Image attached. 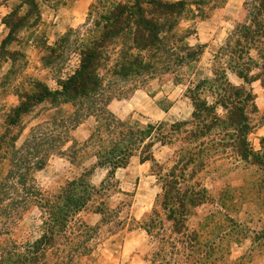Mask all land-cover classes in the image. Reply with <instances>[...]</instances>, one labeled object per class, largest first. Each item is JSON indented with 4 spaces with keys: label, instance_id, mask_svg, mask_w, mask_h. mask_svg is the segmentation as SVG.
<instances>
[{
    "label": "trees",
    "instance_id": "1",
    "mask_svg": "<svg viewBox=\"0 0 264 264\" xmlns=\"http://www.w3.org/2000/svg\"><path fill=\"white\" fill-rule=\"evenodd\" d=\"M19 1L18 8L2 20L8 34L0 44V51L17 42V34L25 27L36 25L29 22L39 15L37 0ZM205 4V1L192 3L202 18L208 16L199 9ZM95 6H91V11L97 12L93 28L87 41L76 49L78 67L57 81L56 90L34 82L31 93L19 95V105L6 116L7 125L18 129V133L11 135L8 129L0 136V173L1 168H7L0 178V264H48L49 257L58 259L56 264H71L75 257L90 252L87 243L93 239V231L77 220L78 215L91 209L105 225L113 222L117 211L111 209L108 198L117 188L115 172L126 167L132 157H138L141 163L154 161V147L170 145L176 136L184 137L186 147L180 150L177 165L159 177L162 214L171 223V235L184 240L174 239L170 243V255L177 254L178 243L184 246L185 264H204L207 253L200 254L199 236L187 225L186 216L188 207L204 203L207 194L196 184L188 185L184 173L189 166L202 167L205 156L226 147L242 161L248 163L252 159L253 165L263 166L259 161L264 158L262 151H254L248 139L255 128L251 116L257 113V107L255 96L245 85L259 82L264 90V0L245 2L246 21L235 26L225 46L218 51L212 79L201 77L194 67L204 46L192 47L187 43L190 32L184 35L176 32L187 13L185 2L126 0ZM23 7L27 10L20 15ZM71 33H66L55 47L46 48L48 54L42 58L45 65L57 68L65 59ZM9 56L12 58L15 53ZM228 72L242 84H232ZM173 74V82L186 87L185 94L191 101L193 112L189 121L169 126L143 125L122 121L109 110L110 102L124 94L117 83L131 82L136 86ZM65 105L72 107L66 118L51 117L37 124L17 146L24 117L41 106L58 110ZM87 119H92L94 125L88 138L79 145L69 137V132ZM214 130L222 134L208 138ZM69 142L72 144L65 151ZM193 143L196 145L191 147ZM68 151L73 156L71 160L84 154L91 155L94 163L79 178L68 181L58 194L48 196L37 185L34 174L45 167L49 156H62ZM96 169L104 170L106 175L98 186H93L89 180ZM33 207L40 212L43 231L33 241L18 243L12 238L13 228ZM160 217V213L153 212L143 229L164 242L159 234L164 232ZM153 260L155 264H171L164 262L160 253Z\"/></svg>",
    "mask_w": 264,
    "mask_h": 264
},
{
    "label": "rangeland",
    "instance_id": "2",
    "mask_svg": "<svg viewBox=\"0 0 264 264\" xmlns=\"http://www.w3.org/2000/svg\"><path fill=\"white\" fill-rule=\"evenodd\" d=\"M125 1L37 0L39 15L37 18L33 16L29 22H36V25L25 27L17 34V42L0 51V136L8 129L11 135L18 133V129L7 125L6 116L19 105V95L31 93L36 81L56 90L57 81L65 79L78 67L76 49L87 41L97 16L96 10L91 11V6ZM166 1H183L188 5L187 13L181 18L176 32L178 35L190 32L187 43L192 47L204 46L203 54L194 67L201 77L212 79V71L217 67L214 61L218 51L225 46L235 26L246 21L247 0ZM197 1L206 2L204 8L199 9H203L207 18H202L198 8L192 5ZM19 5V0H0V44L8 34L2 20ZM26 10V7L20 9V15ZM69 31L72 33L65 59L57 68L45 65L42 58L48 54L46 48L55 47ZM10 53H15V56L11 58ZM259 63L262 65V59H259ZM180 72L183 73L182 70ZM174 77V74L156 77L144 83H136V86L131 82L117 83V88L122 89L121 93L124 94L113 99L108 108L122 121L143 125L166 123L169 126L189 121L193 112L191 101L185 94L186 87L175 84ZM227 78L234 85L242 84L230 72ZM245 88L255 96L257 107V113L251 116L255 128L248 139L251 148L262 151L261 157H264V90L259 82L245 85ZM71 112L70 105L58 110L38 107L35 112L24 117L20 125L23 131L17 146H21L30 129L37 124L47 122L51 117L66 118ZM218 113L224 117L222 110ZM93 125V120L87 119L71 130L69 137L79 145L83 144ZM220 133V130H214L208 138L215 139ZM176 137L170 145L157 144L154 147V161L141 163L138 157H132L126 167L115 172L117 188L108 198L111 209L117 211L113 222L105 225L101 216L91 209L78 215L77 220L92 229L94 236L87 243L91 247L90 252L75 257L71 264H155L153 258L157 253L161 254L164 262L185 264L183 245L176 243L179 251L170 255V243L180 237L171 235V223L162 214V183L159 180V177H164L177 165L179 152L186 147L182 140L184 137ZM227 143L229 145L230 140L227 139ZM71 144L67 143L64 150ZM195 145L193 143L191 147ZM70 157L73 156L69 151L62 156H49L45 167L34 174L37 185L48 196L58 194L68 181L79 178L94 163L91 155L81 154L74 160ZM259 161L263 166L253 165L252 159L246 163L226 147L205 156L202 167L189 166L185 171L186 183L190 186L198 185L207 194L204 203L188 207L186 216L187 225L199 236L200 254L207 253L203 258L204 264H264V158ZM6 169L1 168L0 178ZM105 175L104 170L96 169L89 182L98 186ZM155 211L160 213L164 221V232H159L164 242L149 236L143 229L144 223L148 222ZM42 231L40 212L33 207L13 228L12 238L18 243L33 241ZM57 261L53 257L47 259L48 264H56Z\"/></svg>",
    "mask_w": 264,
    "mask_h": 264
}]
</instances>
